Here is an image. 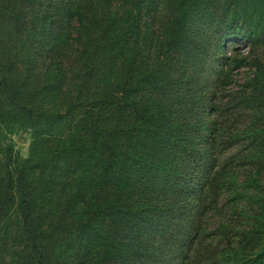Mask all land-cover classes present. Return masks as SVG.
Instances as JSON below:
<instances>
[{
  "label": "trees",
  "instance_id": "16d2710c",
  "mask_svg": "<svg viewBox=\"0 0 264 264\" xmlns=\"http://www.w3.org/2000/svg\"><path fill=\"white\" fill-rule=\"evenodd\" d=\"M59 4L0 0V264H197L231 189L207 260L264 264V57L223 51L264 50V0Z\"/></svg>",
  "mask_w": 264,
  "mask_h": 264
},
{
  "label": "rangeland",
  "instance_id": "374dc122",
  "mask_svg": "<svg viewBox=\"0 0 264 264\" xmlns=\"http://www.w3.org/2000/svg\"><path fill=\"white\" fill-rule=\"evenodd\" d=\"M65 1V0H63ZM63 1L59 4L60 0H54L55 3L59 4L63 7ZM46 4V2L44 3ZM58 5V6H59ZM224 54L228 56H233L236 52L242 53L243 56H247L248 61L253 60L257 56L264 57V50H260L257 52L253 50L249 42L246 40L239 39L237 37H232L224 42ZM254 70L250 64H247L243 67H236L232 65V69L230 72L231 82L227 85L229 88L237 89L241 87V85L246 82L249 78L253 76ZM211 81V80H210ZM209 81V82H210ZM228 88V90H229ZM219 96V91L217 94ZM224 107V104L222 105ZM224 118H226L227 124L225 123L226 131L229 130V127H232V123L235 121L233 118L232 111H226L223 114ZM233 129V127L231 128ZM8 145H11L13 149L14 159L18 161H23L27 159L31 154V143H32V134L30 129H23L18 131L17 133L8 135L5 140ZM245 175L239 178L238 180L241 182L244 180ZM233 189L227 191L223 197L221 198L218 204L213 205L209 211L201 219L200 230L201 234L198 239V242L202 240L203 244L197 245L196 252H194L192 260L196 261L197 264H208L211 261L214 264H217L216 260H207L208 253L211 255L222 248V246L227 241V237L223 235V232L219 229L220 223L224 220H228L230 215L233 214V218H236V213L239 212L235 208V193H232ZM241 204H246V201H241Z\"/></svg>",
  "mask_w": 264,
  "mask_h": 264
}]
</instances>
